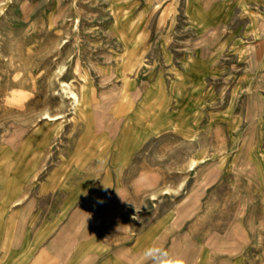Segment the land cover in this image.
Listing matches in <instances>:
<instances>
[{
  "label": "crops",
  "instance_id": "crops-1",
  "mask_svg": "<svg viewBox=\"0 0 264 264\" xmlns=\"http://www.w3.org/2000/svg\"><path fill=\"white\" fill-rule=\"evenodd\" d=\"M172 4L179 5L189 35L205 37L200 51L229 52L231 59L218 64L215 56H187L179 70L157 75L149 102L135 119L126 117L121 141L119 133L98 130L92 113L93 140H80L79 129L57 158L46 150L52 141L33 150L28 141L1 145L0 264H150L143 253L151 246L183 264H264V235L202 215L207 185L177 189L176 173L156 166L145 188L149 175L139 155L147 137L196 132L186 118L206 105V120L241 130L245 114L238 101L252 98L248 91L264 66V0ZM43 159L53 162L45 172ZM145 194L150 206L142 210Z\"/></svg>",
  "mask_w": 264,
  "mask_h": 264
},
{
  "label": "rangeland",
  "instance_id": "rangeland-1",
  "mask_svg": "<svg viewBox=\"0 0 264 264\" xmlns=\"http://www.w3.org/2000/svg\"><path fill=\"white\" fill-rule=\"evenodd\" d=\"M178 8L172 0H0V146L28 141L33 150L52 141L46 150L57 158L77 130L80 140H93L92 113L97 129L116 137L126 117L135 119L149 102L157 75L179 70L187 56L229 61V52L200 51L205 37L189 35ZM257 72L252 98L238 101L245 114L240 131L206 120V105L186 118L196 132L147 137L139 155L149 175L145 188L156 166L176 173L177 189L202 182L206 220L224 227L233 221L263 236L264 66ZM46 111L60 117L43 119ZM51 163L43 159L42 172ZM150 198L144 195L142 210Z\"/></svg>",
  "mask_w": 264,
  "mask_h": 264
},
{
  "label": "clouds",
  "instance_id": "clouds-1",
  "mask_svg": "<svg viewBox=\"0 0 264 264\" xmlns=\"http://www.w3.org/2000/svg\"><path fill=\"white\" fill-rule=\"evenodd\" d=\"M143 257L150 264H183L180 258L170 256L163 248L157 246L147 248Z\"/></svg>",
  "mask_w": 264,
  "mask_h": 264
},
{
  "label": "bare ground",
  "instance_id": "bare-ground-1",
  "mask_svg": "<svg viewBox=\"0 0 264 264\" xmlns=\"http://www.w3.org/2000/svg\"><path fill=\"white\" fill-rule=\"evenodd\" d=\"M67 85V84H66ZM68 86V85H67ZM70 94H71V97H72V99H73V102L74 103H77L78 101H79V96H78V94L75 92V91H72V90H70V92H69ZM45 102V101H44ZM76 105V104H75ZM50 109V108H49ZM42 116H43V119L45 118H49V119H57V118H59L60 116L59 115H51L50 114V112L49 111H46V112H44L43 114H42ZM27 129V128H26ZM52 139V138H51Z\"/></svg>",
  "mask_w": 264,
  "mask_h": 264
}]
</instances>
